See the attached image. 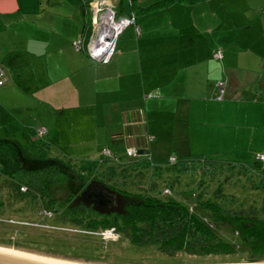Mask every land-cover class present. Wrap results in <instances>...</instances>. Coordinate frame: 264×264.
<instances>
[{
  "label": "crops",
  "instance_id": "0c3cea01",
  "mask_svg": "<svg viewBox=\"0 0 264 264\" xmlns=\"http://www.w3.org/2000/svg\"><path fill=\"white\" fill-rule=\"evenodd\" d=\"M91 1L0 0V143L12 147L11 171L17 157H35L27 148L38 138L46 158L64 165L134 148L152 163L192 156L262 166L264 0H110L134 24L106 63L72 46Z\"/></svg>",
  "mask_w": 264,
  "mask_h": 264
},
{
  "label": "trees",
  "instance_id": "16d2710c",
  "mask_svg": "<svg viewBox=\"0 0 264 264\" xmlns=\"http://www.w3.org/2000/svg\"><path fill=\"white\" fill-rule=\"evenodd\" d=\"M38 142L27 148L38 151L34 158H16L17 166L8 175L11 191L7 202L0 196L1 245L33 244L43 252L58 255L65 251L74 258L93 260L98 259L90 255L93 250L103 251L111 243L103 241L98 233L112 228L128 244L153 246L164 255L223 259L214 264L264 261V208H259L256 201L245 205L226 190L233 175L237 180L242 175L240 168L234 170L239 166L236 162L189 156L175 158L171 164L165 161L143 166L140 162L147 161L144 156L131 158L124 153L128 158L123 160L110 153L81 170L55 159L52 164H43L46 145ZM253 170L259 188L264 187L263 167ZM168 172L174 176L170 178ZM196 174V190L184 191L181 186L191 183ZM91 191L104 197L108 193V203L101 206L88 195ZM257 198L261 200L260 195ZM27 206L35 209L22 216L26 213L20 209ZM25 228L34 231L26 234ZM22 233L24 238L17 240ZM79 234L90 236V240L69 241ZM77 248L81 251L75 252Z\"/></svg>",
  "mask_w": 264,
  "mask_h": 264
},
{
  "label": "rangeland",
  "instance_id": "374dc122",
  "mask_svg": "<svg viewBox=\"0 0 264 264\" xmlns=\"http://www.w3.org/2000/svg\"><path fill=\"white\" fill-rule=\"evenodd\" d=\"M124 2L127 3L126 0ZM89 29H90V16L88 19V25L86 26V32H84L83 35H85L89 31ZM83 35H82V33H80V35H78L77 37H80V36L83 37ZM2 136H3V134H1V132H0V137H2ZM37 141H36V143H37ZM11 148L12 147H11L9 142H7V143L1 142L0 143V160L1 161L3 160L6 163V164L3 163V165H0L1 166V168H0V196L4 200V202H7V200L9 199V197H10L9 193L11 191V183H10V180L8 177V175L12 169V168H10L11 165L8 162V160H9L8 153L10 152ZM126 158H128V157L122 156L123 160H125ZM85 160H87V159L86 158L81 159V160L76 159L73 161L69 160V162L71 161V163L73 164V166L75 168L82 170V169L89 168L90 165L92 164L91 163L92 160H90L89 163H87V162L85 163ZM149 162L150 161L147 160L144 163H146V165L148 166L150 163H152V162H150V163ZM227 162H230V161H227ZM160 163H163V162H160ZM234 164L239 165V166H235L234 170L237 171L240 168L242 175L240 177H238L239 180L236 179V174L230 178L231 185H229L228 188L226 189L227 192L229 190L230 193H232V194L235 193L234 196L238 197V199L240 201L244 202L245 205H247L248 203L252 204V203H254V201H256L255 204H257L259 206V208L260 207L264 208V206L260 203L261 200L263 199L262 197L264 196V187L259 188L260 184L257 183L258 177L256 175H254L255 170H253L257 166L259 167L261 165L259 163H257V166H254L251 162H248V164H243V163H239V164L234 163ZM262 167L264 169V163H262ZM54 168H55L54 166H50V169H54ZM167 174L170 178H172L174 176L173 172H168ZM263 174H264V172H263ZM197 179H198V176L196 174L194 177V180L191 183H189L188 185H185V186H181V188L184 187L183 190L186 192L195 191L197 188ZM185 181H183V182L185 183ZM255 187H257V188H255ZM157 188H158V190H162V185H158ZM178 191H179L178 193H180V191H181L180 188L178 189ZM255 194H257V195H255ZM258 194L261 196V200H260V198H257L259 196ZM104 195H105V197L109 196L108 193H105ZM256 198H257V200H256ZM13 208H15V207H13ZM34 209L32 206L31 207L27 206L24 208L21 207L20 211L26 213V214L22 215V216H25V215H28V212L30 210L34 211ZM9 212H12V211L9 209ZM35 219H36V217L32 218V220H35ZM27 221H29V220H27ZM28 225L33 226V224H28ZM34 226H36V225H34ZM37 227H39V226H37ZM42 227L46 228L45 225ZM25 229L26 230L24 231V233L26 232V234H28V233L32 234V231H34L31 228L30 229L25 228ZM0 230L2 231V229H0ZM113 232L116 233L115 231H113ZM24 233H22L21 236H17V240L24 238L23 237ZM83 234L87 235V232H85ZM105 236L107 238H109L107 240H108V242H111V243H108L105 250H103V251L102 250L101 251L100 250H93L90 255L96 256V257H98V259H93L90 261L103 262V263H109V264H211L213 262H221L223 260L220 257H216V258L211 259L209 257H200V256L195 257V256H186V255H174V256L164 255V254L158 252L155 249V247H153V246H143V247L141 246V247H139V246L130 245L126 241H124L121 237L119 238L118 236H116V234H114L112 236V238L110 235H105ZM28 238L30 240L31 237H28ZM89 238H90V236L84 237L82 234H79L77 236L76 235L71 236L69 241H78V242L84 241L85 243H87L85 240H87ZM100 238L103 241H106V239L102 238L101 236H100ZM67 239H68V236H67ZM91 240H93V241L98 240L99 241L98 238L97 239L91 238ZM38 241L43 242L42 239H40V240L38 239ZM8 246H13V245L9 244ZM20 248L36 250V251L43 250L42 247H41V249H37V247H35L33 244H27V245L22 246ZM80 251L81 250L78 249L75 252H80ZM41 252H43V251H41ZM66 254H69V255H66ZM58 255L71 257L70 253L69 252L67 253L65 251H61L60 254H58ZM72 258H74V257H72Z\"/></svg>",
  "mask_w": 264,
  "mask_h": 264
},
{
  "label": "built area",
  "instance_id": "2783aa9c",
  "mask_svg": "<svg viewBox=\"0 0 264 264\" xmlns=\"http://www.w3.org/2000/svg\"><path fill=\"white\" fill-rule=\"evenodd\" d=\"M127 5L131 6L133 0H126ZM90 12V29L89 33L84 37H77L72 40V46L75 50L84 51L92 60L94 57H99L100 60L97 62L106 63L112 56L114 52V45L117 36L121 31L128 25L134 24V19L132 13L118 16L117 9L114 3L110 0H92L87 5ZM214 59L221 58L219 51H215L212 55ZM3 68L0 65V86L4 81ZM216 89L218 93V98H222L224 95V81L219 80L216 82ZM36 133L39 137L45 135L46 131L42 127L36 129ZM102 155L110 154L109 149L102 148ZM126 156L135 157L136 150L134 148L127 149L125 151ZM256 158L260 161H264V153H258ZM175 161L174 157L167 159L169 164ZM20 191L24 190V187H20ZM166 193L167 190L165 189ZM49 215L48 213H44ZM112 228L102 230L98 234L104 238L109 239L105 235H110L111 238L114 234ZM117 236V234H116Z\"/></svg>",
  "mask_w": 264,
  "mask_h": 264
},
{
  "label": "water",
  "instance_id": "95a60500",
  "mask_svg": "<svg viewBox=\"0 0 264 264\" xmlns=\"http://www.w3.org/2000/svg\"><path fill=\"white\" fill-rule=\"evenodd\" d=\"M94 61H99V57H94ZM145 153L144 149L136 150V155L141 156ZM43 164H52L54 160L43 159ZM94 197L101 206H105L108 203L102 194L94 191L88 194ZM0 264H109L103 262H96L78 258H72L62 255H56L36 250H30L15 246L1 245L0 244ZM214 264V263H213ZM225 264H264V261L253 262V263H225Z\"/></svg>",
  "mask_w": 264,
  "mask_h": 264
}]
</instances>
